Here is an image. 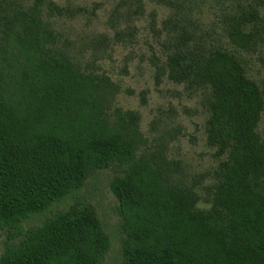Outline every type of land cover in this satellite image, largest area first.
<instances>
[{"label":"trees","instance_id":"1","mask_svg":"<svg viewBox=\"0 0 264 264\" xmlns=\"http://www.w3.org/2000/svg\"><path fill=\"white\" fill-rule=\"evenodd\" d=\"M150 1L167 10L149 20L156 79L206 100V144L219 159L208 195L141 149L139 114L114 105L119 85L57 29L84 8L0 0V264H102L109 239L89 203L23 228L102 169L114 172L121 264H264V94L247 72L264 42V0ZM143 11L144 0L119 1L96 44L133 42Z\"/></svg>","mask_w":264,"mask_h":264},{"label":"rangeland","instance_id":"2","mask_svg":"<svg viewBox=\"0 0 264 264\" xmlns=\"http://www.w3.org/2000/svg\"><path fill=\"white\" fill-rule=\"evenodd\" d=\"M52 1L62 7L85 9L77 11L75 16L70 14L57 18V29L76 52L83 54L84 60L91 62V59H95L90 68L106 74L119 85L114 105L139 114L141 149L163 157L176 180L193 188L201 196H207L219 159L214 154L215 150L206 144V100L201 93L189 95L182 85L169 81L161 74L159 80L156 79L158 60L153 54L159 56L160 51L150 30L149 20L154 15L159 24L167 10L150 0H144L142 15L130 21L135 27L134 41H108L106 45L98 46L95 41L97 35L112 34L107 20L121 0ZM122 8V12L127 9L124 5ZM247 72L264 94V42L249 57ZM257 129L264 140V110ZM113 173L111 169L93 173L79 190L55 204L49 212L25 220L23 228L39 225L47 216L67 209L76 200L84 201L94 207L103 232L109 239V248L102 264H121L120 216L117 201L108 185ZM6 240V232L0 229V255Z\"/></svg>","mask_w":264,"mask_h":264}]
</instances>
